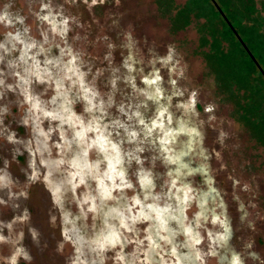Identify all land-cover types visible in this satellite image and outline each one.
I'll list each match as a JSON object with an SVG mask.
<instances>
[{
	"label": "rangeland",
	"instance_id": "rangeland-1",
	"mask_svg": "<svg viewBox=\"0 0 264 264\" xmlns=\"http://www.w3.org/2000/svg\"><path fill=\"white\" fill-rule=\"evenodd\" d=\"M255 1L260 5V0ZM184 2L185 0H104L103 4L94 6L91 12L85 5L79 4V0V7L65 4L62 15L77 17L79 24L83 25L77 27L70 21L71 31L67 35V43L74 53L81 54L83 63L79 67L80 71L86 73L85 84L99 94L98 101L104 104L100 123L102 126L109 125L107 131L112 132L110 139L120 144L122 154L126 151L133 152L137 146L144 149L143 152L135 154L143 161V169L152 174L155 184L153 194L159 193L161 199L165 200L163 193L167 192L170 180L176 178L178 186L186 185L192 189V194L196 197V201L192 202L193 209L196 202L204 201L207 215L214 211V214L220 215L226 221L228 232L232 231V236L217 251L225 248L226 254L232 252L233 255L225 260L218 261L215 258L212 264H231L235 255H239L243 264H264V146L257 142L239 118L236 102L239 95L234 96L227 88L222 87L204 54L209 45H201L198 31V21L204 22V17L198 19L191 15L190 21L183 26L174 23L172 17ZM4 3L11 5L8 11L13 18L16 15H25L27 18L24 24L13 19V25L8 28L0 25V43L4 45L0 49V57L3 58L0 60V79L4 81L0 85V109H7L0 113V177H3L0 181V185H3L0 186V200L4 201L0 204V235H4L11 242L16 241L22 232L23 237L15 246L25 248L32 257L30 264H70L69 247L66 245L61 249L60 210L52 204L50 193L42 184V178L49 170L52 171L50 179L54 183H60L65 173L56 170L54 165L51 169L46 167L41 160L59 159L60 150L55 146L62 143L59 130L62 128L69 140L72 139V131L67 124L60 126L58 120L42 117L40 128L49 133L47 143L51 154L49 151L36 152L37 139L43 141L44 137L33 130L35 124L31 120L27 125L23 123L29 113L22 103L23 84L14 75L16 72L25 75L23 69L27 65L20 59L22 45L16 44L13 48L15 41L6 35L9 31H19L25 43H30L34 37L37 44H41L43 37L40 31L46 29V26L35 20L34 16L35 12H40L41 0H0V10ZM60 4H63V0H51L53 15L60 11ZM45 14L47 10L40 12V15ZM60 18L57 17V20ZM29 24L31 30L25 34L24 28ZM77 35L79 39H75ZM49 40H52L50 32ZM58 42L57 37L56 42L44 44L45 52L37 54V47L32 48L28 55L35 54L42 68L45 59L63 64L66 57L61 55L60 47H64V44L60 43L57 47ZM109 45L112 47L109 48ZM170 47L175 49L172 63L179 60L177 68L183 69V77L169 73L171 65L162 64ZM31 64L32 61L28 60V65ZM127 65H131V71ZM48 67L55 75L52 65ZM156 70H159L162 77L160 87L163 97L159 101L148 99L146 93L153 94L154 86L142 82L144 77L151 78ZM30 79V93L38 96L47 110L58 108L63 98H57L56 104L49 103L54 95L50 83L38 82L34 76ZM170 79L177 80L176 88L184 91V96L173 95L176 88L172 87ZM8 85L12 86L11 89ZM64 86L69 88V82L65 81ZM234 87L235 85L233 89ZM191 91L198 94L196 111L200 113L199 116L186 113L185 109L179 107L186 102ZM68 99L71 104L66 106L77 116H81L85 123L93 116H101L95 110L92 113L84 111L87 102L80 98L77 88L73 87L68 92ZM207 104L215 105L213 113L204 112ZM121 106L124 107V112L119 111ZM161 106L168 108L172 118L170 125L165 120L166 128H171L175 134L168 145L172 162L165 160V154L160 151V145L156 142L157 133L145 138L143 126L137 123V118L128 120V116L138 111L140 118L150 124ZM209 116H215V119H209ZM116 120L126 124L129 130L138 132L136 142L128 143L124 129L114 125ZM9 135H13L14 142H9ZM89 136L93 137L94 134L89 133ZM140 140L144 141L143 144H138ZM78 151L73 142L71 150L64 153V158L70 159ZM216 153H219V158ZM91 156L93 160L102 159L95 150ZM33 161L35 171L39 173L35 182L30 180ZM123 161L128 178L139 191L136 173L141 165H137L134 159L129 160L128 156H123ZM105 166L106 164H101V169ZM234 181L238 183L234 184ZM89 185L95 187L92 181H89ZM21 192H26L27 198L20 195ZM80 192L81 189H77V196ZM171 202L175 207V201ZM109 204L116 206L114 202ZM63 208L68 211L69 219L79 217L71 191L63 194ZM103 211H107V207ZM25 212L28 219L21 220L20 217ZM188 218L194 226L191 210ZM201 223L213 232L223 231L219 226L203 221ZM9 224L11 228L8 227ZM75 224L81 235H92L91 217L87 222L88 227L84 226L85 221L81 218L75 219ZM169 226L173 229L177 227L174 221H170ZM99 227L100 220H97L96 230ZM32 230L37 233L35 240ZM200 231L203 235V228ZM181 238L178 236L175 240L179 241ZM207 244L205 240L202 246L205 251ZM13 247L11 243L0 245V264H7L9 249ZM19 264L29 262L21 260ZM154 264H159L158 258ZM184 264H191L189 258L184 259Z\"/></svg>",
	"mask_w": 264,
	"mask_h": 264
},
{
	"label": "clouds",
	"instance_id": "clouds-1",
	"mask_svg": "<svg viewBox=\"0 0 264 264\" xmlns=\"http://www.w3.org/2000/svg\"><path fill=\"white\" fill-rule=\"evenodd\" d=\"M118 2V0H117ZM86 6L87 10L91 12L92 8L98 4H103L104 0H79V4ZM69 7H79L78 0H63V4L58 5L60 11L53 15L51 8V0L43 2L39 5L40 12L47 10V14L40 15V12H35V20L41 22L46 26V29L40 31L43 37L42 43L37 44L33 37L30 43H25L21 38L19 31L13 33L7 32V37L15 41L16 44L22 45V54L20 59L27 67L23 69L25 75L16 72L14 75L22 82L23 87L21 92L23 94V105L29 113L23 119V123L27 125L29 120L35 124L33 129L39 136L44 137L43 141L37 139L36 152L49 151L48 139L49 133H45L40 128L41 118H49L51 120H58L60 126L67 124L72 131V139L69 140L65 131L60 128L59 137L62 143L56 144V148L60 150V158L55 161L41 160V163L51 169L52 165L56 170H62L65 173L64 179L60 183H54L50 177L52 171L49 170L42 178V184L45 190L50 193L51 202L56 206L61 213L62 225L60 229V236L62 238L61 249L66 245L71 251L70 264H154L158 258L159 264H184V259H187L189 253L196 264H212V261L217 257V248L221 247L226 240V233L229 228L224 219L220 215H207V208L204 201L196 202L195 209L192 207V202L196 201V197L192 194V189L186 185L178 186L176 178L170 180L167 192L163 193L165 201L161 203V194H153L155 184L153 183L152 174L150 171H145L142 167L143 161L139 155L135 153L143 152L142 147L137 146L133 152L121 153L119 143H114L110 137L112 132L107 131L109 125H101L100 120L104 114V104L98 101L99 94L90 86L85 84L86 73L80 71L79 64L83 63L81 54L74 53L73 48L67 43V35L70 28V21L75 23L77 27H83L79 24L77 17L62 15L64 5ZM11 7L9 3H4L2 10H0V25L3 28H8L13 25V19L19 24H24L26 20L25 15H16L14 18L8 9ZM57 17H61L57 20ZM31 30V24L24 28L25 34ZM49 32L52 34V40H49ZM59 38L57 47L60 43L64 47H60V53L66 57L63 64L59 61L53 63L51 60L45 59L44 67L40 66V61L36 59V55L29 56L28 52L32 48L38 47V53L45 52L44 44H51L56 42ZM79 39V35L75 37ZM4 45L0 43V49ZM112 45H109L111 48ZM174 48H169L168 54L163 58V65H171L169 73H175L178 77H183V69H178L179 60L172 63ZM110 55V53H109ZM107 58V57H106ZM3 58L0 57V60ZM28 60L32 61L28 65ZM48 65H52L50 70ZM15 67V65H11ZM131 71V65H127ZM35 77L38 82L50 83L53 88L54 95L49 101L50 104H56L57 98L62 97L63 102L52 110H47L44 103L38 96L30 93L28 85L31 83V77ZM27 77V78H26ZM65 81L69 82V88H65ZM145 85L154 86V93L147 94L148 99H155L159 101L163 97V91L160 87L162 77L159 70L151 74V78L144 77L142 81ZM170 84L176 88L177 80L170 79ZM115 87V81L112 82ZM4 81L0 79V85ZM11 89V85H8ZM77 88L80 93V98L87 102L84 111L92 113L94 110L101 113L100 117H91L87 123L81 116H77L71 108L66 105L71 104L68 99V92L72 88ZM135 89V85L133 84ZM187 91V90H185ZM175 96H184L185 92L179 88L173 92ZM197 92L191 91L186 102L179 105L185 109L186 113H191L193 116H199L200 113L196 111ZM169 102L171 96L168 97ZM98 101V102H94ZM111 97L109 98V106H111ZM215 105L207 104L204 107L205 113H213ZM7 109H0V113L6 112ZM120 112H124V107L119 108ZM127 115V113H125ZM141 114L136 111L128 120L133 117L137 118V123L143 126L145 138L152 137L153 133H157L156 142L160 145V151L165 154V160L172 162V157L169 154L170 148L168 145L172 142V137L175 135L171 128H166L165 120L170 125L172 123L171 115L168 108L161 106L156 114L155 119L150 124L145 123ZM209 119H215V116H209ZM116 127L123 128L127 136L128 143L137 141L138 132L129 130V127L121 123L119 120L113 122ZM59 127V126H58ZM51 131V129L49 130ZM89 133L94 136L90 137ZM119 135V134H117ZM223 135V134H222ZM9 142H14L13 135L7 137ZM77 145L79 149L70 159L64 158V153L71 150L72 143ZM140 140L138 144H143ZM93 150L102 156V159H92L91 153ZM219 158V153H216ZM123 156H128L129 160L134 159L137 165L141 168L136 173L137 184L139 191L134 187L133 182L128 178L126 169L123 167ZM101 164L106 166L101 169ZM33 172L30 177L32 182H35L39 173L35 171L34 161L31 165ZM169 175H171L169 173ZM3 177H0V181ZM89 181L94 182L95 187L89 185ZM238 183L234 181V184ZM3 186V185H0ZM63 189V191H62ZM77 189H81L80 195L77 196ZM71 191L76 208L79 212V217L69 219V213L63 208V194ZM114 193H117L114 195ZM20 195L27 198L26 192H21ZM123 201V203H121ZM150 201V202H149ZM171 201H175V207ZM109 202H114L116 206H111ZM4 201L0 200V204ZM222 207V204L220 205ZM107 207V211L103 208ZM193 212L195 225L189 222L188 212ZM91 217L92 235L86 236L80 234V229L76 227L75 219L81 218L85 221V227H88V220ZM21 220H27L28 214L24 213ZM55 219V218H53ZM100 220V227L96 230V221ZM174 221L177 225L175 229L169 226V222ZM205 223H210L214 226H219L223 231L213 232L207 227ZM67 225V226H65ZM11 228V224L8 225ZM203 228L204 234H201L200 229ZM32 237L35 240L37 233L32 230ZM183 236V243L177 245L174 241L176 237ZM23 233L21 232L16 241H9L4 235H0V245L11 243L14 247L9 249L7 255V264H19L21 260L31 262L32 257L28 254L24 247L15 246ZM207 240V250L203 249V245ZM179 248H187L188 253L178 254ZM125 249H129L125 251ZM110 254V255H109ZM231 264H243L239 255L232 257Z\"/></svg>",
	"mask_w": 264,
	"mask_h": 264
},
{
	"label": "trees",
	"instance_id": "trees-1",
	"mask_svg": "<svg viewBox=\"0 0 264 264\" xmlns=\"http://www.w3.org/2000/svg\"><path fill=\"white\" fill-rule=\"evenodd\" d=\"M216 1L264 71V0L260 5L255 0ZM191 15L204 17V22L198 21L201 45H209L204 54L222 87L239 95V118L264 146V74L212 0H185L172 19L183 26Z\"/></svg>",
	"mask_w": 264,
	"mask_h": 264
},
{
	"label": "flooded vegetation",
	"instance_id": "flooded-vegetation-1",
	"mask_svg": "<svg viewBox=\"0 0 264 264\" xmlns=\"http://www.w3.org/2000/svg\"><path fill=\"white\" fill-rule=\"evenodd\" d=\"M209 192L212 193L211 191H209ZM164 201L165 200L161 199V203H163ZM65 212H68V211L65 210ZM229 236H232V231H230V232L227 233L226 237L228 238ZM181 237L182 238L179 241L175 240L174 242L175 243H178V244L183 243V241H184L183 238L184 237L182 235H181ZM188 252H189V250L187 248H179V250H178V254H183V253H188ZM226 252L227 251H226L225 248L223 250L219 251V252L217 251V257H216V259L218 261H219V259L220 260H225V259H229L233 255L232 252H230V254H226ZM227 255H228V257H227ZM188 258H189V261H191V264H196V262L191 258V254L190 253H189Z\"/></svg>",
	"mask_w": 264,
	"mask_h": 264
},
{
	"label": "water",
	"instance_id": "water-1",
	"mask_svg": "<svg viewBox=\"0 0 264 264\" xmlns=\"http://www.w3.org/2000/svg\"><path fill=\"white\" fill-rule=\"evenodd\" d=\"M213 4L216 6V8L219 10L220 14L222 15V17L226 20V22L228 23V25L232 28L233 32L235 33L236 37L240 40V42L242 43V45L244 46V48L246 49V51L248 52V54L251 56V58L253 59V61L255 62L256 66L261 70V72L264 74V71L262 69V67L260 66V64L258 63L257 59L254 57V55L252 54V52L249 50V48L246 46V44L244 43V41L242 40L241 36L239 35V33L235 30V28L233 27L232 23L228 20L227 16L225 15V13L223 12V10L221 9V7L219 6V4L217 3L216 0H212Z\"/></svg>",
	"mask_w": 264,
	"mask_h": 264
}]
</instances>
